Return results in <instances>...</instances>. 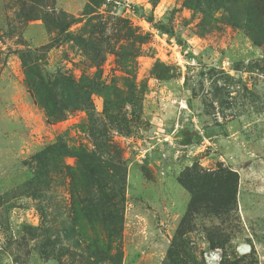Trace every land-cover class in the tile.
I'll return each mask as SVG.
<instances>
[{"label": "rangeland", "instance_id": "obj_1", "mask_svg": "<svg viewBox=\"0 0 264 264\" xmlns=\"http://www.w3.org/2000/svg\"><path fill=\"white\" fill-rule=\"evenodd\" d=\"M0 264H264V0H0Z\"/></svg>", "mask_w": 264, "mask_h": 264}, {"label": "trees", "instance_id": "obj_2", "mask_svg": "<svg viewBox=\"0 0 264 264\" xmlns=\"http://www.w3.org/2000/svg\"><path fill=\"white\" fill-rule=\"evenodd\" d=\"M56 149V148H55ZM70 155L66 147H58L56 153ZM80 162H83V157L75 153ZM96 164L98 160L91 158ZM101 165V164H100ZM99 165V166H100ZM96 177V172L94 176ZM187 188L189 189L192 202H201L203 204L209 203L216 211L228 210L233 205L235 200L237 177L234 173L227 171H213V172H197L186 176Z\"/></svg>", "mask_w": 264, "mask_h": 264}]
</instances>
